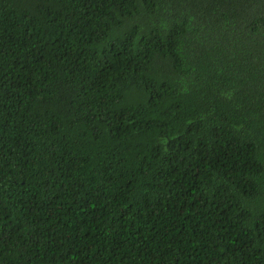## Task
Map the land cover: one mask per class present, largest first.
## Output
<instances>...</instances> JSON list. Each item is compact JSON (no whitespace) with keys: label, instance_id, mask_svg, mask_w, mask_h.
Returning <instances> with one entry per match:
<instances>
[{"label":"trees","instance_id":"obj_1","mask_svg":"<svg viewBox=\"0 0 264 264\" xmlns=\"http://www.w3.org/2000/svg\"><path fill=\"white\" fill-rule=\"evenodd\" d=\"M0 264H264V0H0Z\"/></svg>","mask_w":264,"mask_h":264}]
</instances>
